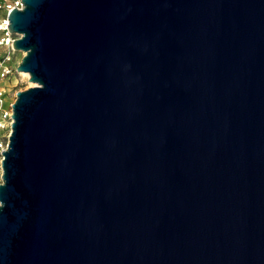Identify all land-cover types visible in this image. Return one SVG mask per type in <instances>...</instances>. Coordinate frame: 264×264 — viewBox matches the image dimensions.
<instances>
[{"label":"water","instance_id":"water-1","mask_svg":"<svg viewBox=\"0 0 264 264\" xmlns=\"http://www.w3.org/2000/svg\"><path fill=\"white\" fill-rule=\"evenodd\" d=\"M0 264H264V0H22Z\"/></svg>","mask_w":264,"mask_h":264},{"label":"rangeland","instance_id":"rangeland-1","mask_svg":"<svg viewBox=\"0 0 264 264\" xmlns=\"http://www.w3.org/2000/svg\"><path fill=\"white\" fill-rule=\"evenodd\" d=\"M16 0H0V3L3 4V7L0 10V18L6 14V6L8 3H14ZM4 32L0 31V38L2 37ZM13 36L16 37L17 34L13 33ZM10 53L11 59L9 61L10 66H12L13 70L6 76L0 77V86L4 89V101L3 105H0V111L2 108L9 109L11 107V103L16 98V91L25 89L31 85L33 82H30L29 75L22 74L21 71L16 69L18 63L20 62L24 52L22 50H10L9 47L4 46L0 43V57L4 56L7 53ZM8 128L0 129V142L5 145L8 142ZM2 154L0 153V181L2 174V166H1Z\"/></svg>","mask_w":264,"mask_h":264},{"label":"built area","instance_id":"built-area-1","mask_svg":"<svg viewBox=\"0 0 264 264\" xmlns=\"http://www.w3.org/2000/svg\"><path fill=\"white\" fill-rule=\"evenodd\" d=\"M22 6V0H16L14 3H8L6 6V14L0 18V31L4 32L2 37L0 38V43L4 46H7L10 48V50H16L13 47V40L14 36L13 33L9 30L8 28V13L9 11L14 7ZM3 7V4L0 3V10ZM11 55L8 52L4 56L0 57V77L8 75L12 70V66H10V61ZM4 98V89L0 86V105H3L2 99ZM12 113V106L9 109H4L2 108L0 111V129L8 128L9 133L11 131V121H12V116L10 115ZM9 135V134H8ZM7 146V143L3 145L2 142H0V153L2 149H5Z\"/></svg>","mask_w":264,"mask_h":264},{"label":"bare ground","instance_id":"bare-ground-1","mask_svg":"<svg viewBox=\"0 0 264 264\" xmlns=\"http://www.w3.org/2000/svg\"><path fill=\"white\" fill-rule=\"evenodd\" d=\"M21 73H22V74H25V75H27V76L29 75V72H28V71H21ZM30 82H32V81H30ZM33 83H34V82H33ZM3 101H4V99H2V102H3Z\"/></svg>","mask_w":264,"mask_h":264}]
</instances>
